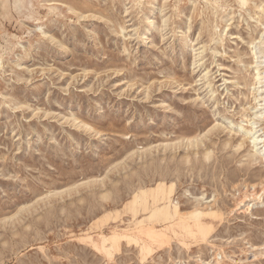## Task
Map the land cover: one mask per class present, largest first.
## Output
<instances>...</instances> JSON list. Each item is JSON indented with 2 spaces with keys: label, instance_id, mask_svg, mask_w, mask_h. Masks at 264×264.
Here are the masks:
<instances>
[{
  "label": "rangeland",
  "instance_id": "1",
  "mask_svg": "<svg viewBox=\"0 0 264 264\" xmlns=\"http://www.w3.org/2000/svg\"><path fill=\"white\" fill-rule=\"evenodd\" d=\"M259 22L264 0H0V264H264ZM161 186L216 219L206 243L129 230Z\"/></svg>",
  "mask_w": 264,
  "mask_h": 264
},
{
  "label": "bare ground",
  "instance_id": "2",
  "mask_svg": "<svg viewBox=\"0 0 264 264\" xmlns=\"http://www.w3.org/2000/svg\"><path fill=\"white\" fill-rule=\"evenodd\" d=\"M246 0H241L244 3ZM259 29L257 36L250 42H247L249 48L251 62L247 65L250 69V76L253 86L251 87V101L248 102L249 117H246L245 124L240 125L241 132L249 139L251 146L258 156L264 157V22L258 23ZM155 27V25H153ZM245 66L243 63H241ZM227 83L224 80L219 86ZM209 91L211 84L207 85ZM224 87V86H223ZM241 88V86H239ZM247 110V109H246ZM157 188L152 191L142 192L137 196L135 201L142 200L148 210L144 215L135 217V224L129 230L134 229L141 234L144 241L143 246H148V243H159L162 238L174 239L183 238L196 240L200 243H206L208 236L214 232L216 219L209 213L197 210L189 215H181L176 203H173L170 195ZM264 191V189H263ZM257 194L256 191L251 195ZM258 196V195H257ZM244 197H246L244 195ZM242 200L237 203L240 204ZM108 235H95L89 237L93 242V247L96 246L106 248L108 240H114V245L120 238L117 232V227ZM208 243V242H207ZM264 246L250 245L252 251L261 250ZM206 264L209 261H201Z\"/></svg>",
  "mask_w": 264,
  "mask_h": 264
}]
</instances>
